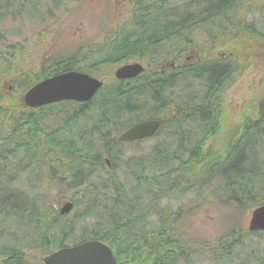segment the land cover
Instances as JSON below:
<instances>
[{"label":"trees","instance_id":"1","mask_svg":"<svg viewBox=\"0 0 264 264\" xmlns=\"http://www.w3.org/2000/svg\"><path fill=\"white\" fill-rule=\"evenodd\" d=\"M64 1L0 0V19L15 21L33 17V25L45 24L46 17H52ZM132 1V25L136 27L129 33L110 39L101 59L92 65L118 64L145 57L153 66L163 58L185 59L192 50L198 51L200 63L181 66L169 75L146 73L136 80L106 83L91 99L76 108L68 106L78 103L63 101L55 106L28 109L20 106L22 93L46 76L79 70L75 65L81 60V53L64 58L59 56L49 64L42 60L40 62L44 61V64L37 70L22 72L20 44L0 48V60L5 59L3 67H0V125L12 127V135H0V237L5 230L12 232L5 241L0 238V264H42L39 258L44 254L86 239L108 243L106 222L112 217L114 220L121 215L142 214L143 206L141 194L131 195L128 184L124 189L126 180L105 172V158L111 164L116 158L113 135L144 118L160 117L165 122L163 114L173 121L218 120L222 114V88L233 82L241 70L242 54L247 55L250 62L255 59V53L264 54V21L261 24L246 22L238 7L240 0H181L175 5H169V0H161L163 4L158 5L156 0L145 6L147 0ZM260 2L264 11V0ZM223 22L227 27L222 26ZM202 31L212 38L211 41L219 42L225 50V59L214 57L196 41L192 34L199 35ZM227 33H231V40L225 38ZM16 60L18 64H14ZM151 71L152 67L148 72ZM12 76L14 85L11 90L5 89L4 80ZM172 87L176 89L174 96L167 91ZM167 108L173 111H166ZM80 118L87 125L73 132ZM65 126L72 130L73 135L60 139L59 134L65 132ZM203 129L200 127L198 137L197 133H193L192 138L178 137L175 149L165 156L164 163H172V168L159 172V175H167L164 178L166 182L160 183L159 187L179 193L180 185L186 189L193 186L194 191H200L215 182L213 191L209 192L215 194L219 204L234 209L227 214L228 235H222L217 246L206 248L202 242L197 246L200 242L194 241L192 245L193 240L182 238L183 229L179 227L168 233L171 240L162 237L160 249H152L151 253L137 255L114 251L119 264H126L130 258H133L132 264H194V257L199 253L214 264H220L228 257L233 261L232 257L237 255L234 249L243 245L244 236L261 234L250 233L237 225L242 209H252L264 203V194L261 195L264 184L258 182L259 175L264 173V156L259 160V156L264 155V85L240 119L235 139H230L224 149L215 150L213 142L207 143L205 136L209 132L206 128L201 132ZM92 135L96 136L95 141H92ZM11 140L12 151L21 152L17 158L19 170L12 174V182L23 170L28 178L36 177L27 190V196L25 190L15 189L14 193L2 187L1 179L9 177L1 165L4 162L2 153L9 151ZM27 152L32 154H25ZM155 155L140 158L135 166L128 163L126 169L120 170L138 183L137 188L141 183L152 184L154 175L147 177L145 165L150 161L158 164ZM90 167L96 172V183L94 188L85 187L80 193L82 208L68 215L60 214L50 202L53 197L61 198L56 188L63 185L73 188L88 181ZM46 178L53 192L41 188ZM109 190H112L111 194ZM88 217L96 224L86 231L88 236L77 235L79 220ZM179 225L180 220L177 221ZM167 226L168 223L162 220V228ZM160 231L165 236L164 230ZM128 236H118L120 248L126 247L133 239V233ZM11 239L12 245H7ZM252 250L254 248H249L248 252ZM251 257L253 261L249 264H264V255L258 257L254 252Z\"/></svg>","mask_w":264,"mask_h":264},{"label":"rangeland","instance_id":"2","mask_svg":"<svg viewBox=\"0 0 264 264\" xmlns=\"http://www.w3.org/2000/svg\"><path fill=\"white\" fill-rule=\"evenodd\" d=\"M153 1L156 0H147L144 2L143 6ZM157 1L158 5L163 4V2H160L161 0ZM180 1L181 0H169V5L178 4ZM238 7L243 13V19L246 22L255 21L256 24H261L264 21V11L260 0H240ZM132 12L133 7L128 3V0H65L63 6L56 10L52 17H46L45 24L33 25L35 22L33 17L22 18L15 21L0 19V36L2 39L0 48H8L10 44H20L18 46V51L22 54L20 57L22 72H25L27 69L37 70L39 66L44 64L43 62L45 60L49 64L55 61V58L57 60L59 56L64 58L81 53L82 59L75 65V68L91 70L96 72L95 74L97 76H103L108 70H112L116 64L107 66H102V64L99 63L97 65L92 64H95L98 59H101L105 45L110 39H114L117 35L122 33H129L136 27L132 25ZM222 26L227 27V24L224 23ZM203 32L204 31L200 33L197 32L199 35L194 33L192 35L196 37L197 40H195L197 42L203 44V48L206 51H210L211 54L213 52L214 55L218 49H221V46H219V42L211 41L212 38L205 36L206 33ZM225 38L231 40V33H227ZM193 51L194 50H192V52ZM253 56L255 59L250 62L248 56L242 54L240 59L241 70L238 71L233 82L222 88V114L220 117L223 120V125L220 127V131L213 143L215 150H222L227 146L232 135L236 132V128L240 123V119L246 112V108L251 104L253 98L259 95L264 85V54L257 52ZM170 58L171 57L163 58L154 64L155 66L153 65V67L155 69L160 68L164 64H167ZM4 60H0V67H3ZM42 60L44 61L41 63L40 61ZM145 60L147 59L145 58ZM14 64H18V61L16 60ZM186 80L190 81V79ZM13 82V76L8 77L4 80V88L8 89L7 86L11 85ZM109 82L111 81L108 80L107 83ZM167 91L172 96L176 93V89L173 87ZM68 107L76 108L72 104ZM169 110L173 111L171 108L166 109V111ZM163 117L165 120L168 119L166 114H163ZM83 118L76 121L77 127L73 132L87 125ZM174 124L175 123L171 121H165L160 132L151 138L134 143L124 142L117 144L115 146V154L119 151L121 153V157L119 158L127 161V164H134L133 166L141 161L140 158L157 154L155 157L159 164H153V161H150L149 164L145 165L148 173L147 177H152L154 173L157 174V172L159 175L161 171H169V169L172 168V163L168 165L165 164L167 162L164 163L165 156L175 149L178 137H181L175 134ZM181 124H184V122ZM74 127L75 125L72 126V128ZM181 130H186V127H182ZM73 132L69 127H66L65 132H60L59 138L68 139L73 135ZM5 134L7 135L8 133H6V131L0 133L2 136ZM65 135L67 137H65ZM95 137L96 136L91 138L92 141H95ZM61 144L64 145V143ZM263 156L264 155L259 156V160ZM31 166L32 163L29 164V168ZM18 170L19 166L12 167V174ZM105 172L110 174L109 170ZM262 172H264V169ZM114 176L126 180L129 186L128 188H130L129 193L132 191V193H130L131 195L141 194V191H138L137 188L138 183H135L134 179L132 180L128 173L124 174L122 170H118ZM163 176L159 175V181H156L158 185L155 188L156 191L163 189L159 187V184L161 183L162 185L166 182L164 178H166L167 175ZM35 179L36 177L34 175L28 178L24 170L20 171L12 182V192L15 193V189L25 190L27 196V190L31 188V182ZM91 179L96 181V172H93ZM47 180L48 178L43 179L40 186L47 190L50 189L51 192H53ZM258 182H260V185L264 184V173L259 175ZM214 183H212L210 187L203 188L200 191H194L193 186L191 188L187 187V189H190L180 192L179 195L166 194L167 196L165 195L163 197L164 199L161 200V207L167 205L177 206L184 202V200L187 201V204L190 206L188 207L189 216L187 215V218L181 222L182 227H187V232L182 234L181 237L186 240H193L192 245H194L193 242L196 241L198 243L200 242L197 246H200L201 242L206 243L204 245L205 247L217 246L220 237L222 235H224V237L228 235L230 225L227 224V214H231L234 209L230 210L228 207L219 204L215 198V194L209 192V190L213 191ZM188 185H191V183H188L187 186ZM185 188L181 186V189ZM76 190L77 188H67L66 185H63L56 188V193L61 197H70L76 193ZM108 192L111 194L112 190ZM263 194L264 190L261 192V195ZM58 199L59 197H53L50 199V202L55 205L59 201ZM80 199L77 202V209L82 208ZM250 210L251 209H242L240 212L241 215L238 216L239 224L237 227L239 226L243 229L247 228ZM161 215H165L164 211L161 212ZM91 222L95 224V220L89 217L79 220L77 235L83 234L82 236H88V234L86 235V231L89 230ZM7 236H11L9 229L5 230L3 236L0 238L2 239L3 237V240H5ZM249 248H254V250L248 252ZM234 252L237 253V255L232 257L233 261H230L228 257L222 264H228V262L231 264H236L238 262L249 264L253 261L251 256L254 252L257 253L258 257L263 256L264 232L257 236H244L243 245L235 247ZM194 264H213V262L209 258H204L202 254L199 253L195 255Z\"/></svg>","mask_w":264,"mask_h":264},{"label":"flooded vegetation","instance_id":"3","mask_svg":"<svg viewBox=\"0 0 264 264\" xmlns=\"http://www.w3.org/2000/svg\"><path fill=\"white\" fill-rule=\"evenodd\" d=\"M128 3H130L131 6H133V1L128 0ZM221 59H224L226 56L222 53H220ZM143 57H136L134 59H130L129 61H138V62H144ZM189 58V59H188ZM187 60L190 61V64L194 63L195 60L191 57H188ZM175 61L167 62L166 66L161 67V70L159 69L158 71H153L151 72L152 75L157 76V74H162L166 75L170 72H175L176 66H178ZM168 72V73H167ZM92 75H95V73H91ZM146 74L143 73L142 75H139L131 80H136L137 78H140ZM100 77V76H97ZM105 77V76H104ZM130 81V80H126ZM84 103V102H83ZM23 105V104H22ZM20 105V106H22ZM24 106V105H23ZM46 106V105H44ZM47 106H55L54 104L52 105H47ZM73 106H82V103L78 104H73ZM43 107V106H40ZM183 122V121H180ZM188 121H184V123H187ZM222 122L223 120L218 119V120H207V119H193L190 121L188 124V127L186 130H180L177 132H183L185 135H180L185 138H192L193 133L199 134L200 127L204 128L201 132H204L205 128L206 131L209 132L208 136H205V141L206 142H214L219 131L220 127H222ZM4 127H0V133L6 131V133H9L12 135V127L11 126H6L2 125ZM161 128V127H160ZM218 128V129H215ZM5 129V130H4ZM237 132V128H236ZM236 132L232 135L231 139H235L236 137ZM197 136V135H196ZM91 138H94V135L90 136ZM128 142H137V140L134 141H128ZM118 144L120 142H117ZM116 143V144H117ZM115 146V145H114ZM9 151H4L2 153L3 155V170L5 171V174L9 175V177H5L2 180L3 186L5 188H8L12 190V167H16L19 164V161L17 160L18 155L21 154V152H16L12 151V140L8 144ZM113 152H116V148L113 149ZM27 155L32 154V152H27L25 153ZM116 158L113 161L114 164L109 165L108 170L110 173H116L120 169H126L127 166V161L120 159L121 153L118 151L115 154ZM2 157L0 156V160ZM1 163V161H0ZM32 163V162H31ZM15 169V168H14ZM94 172V168L90 167L89 170V177L88 181L83 182L79 185H77V190L76 193L74 194L75 199L78 200L80 197V190L81 187H92L95 185V181L91 179V174ZM156 181H159V175H154L153 176V183L152 184H147V183H141L138 186V190L141 191V196L143 198V206H142V214L138 215H132V216H123L121 215L120 217L117 216V219L113 220V217L111 218L110 221L106 222V229H107V240H108V245L110 247H114L115 252H121L122 254H132V253H151L152 249L153 250H159L161 247V238L164 237L165 239L171 240L170 235H168L169 232H173L177 228H182L183 233L187 232V227H182L181 222L185 218H187V215L189 216V208L187 201L185 200L184 202L180 203L177 205V209L175 211H172L171 209L168 208L164 213L165 215H161V196H162V189L161 190H155V188L158 186L156 184ZM124 189L126 188V184H123ZM80 189V190H79ZM181 191V189H180ZM168 192L165 190V193ZM163 193V194H165ZM68 199H71L68 197ZM66 200V198H62L60 201ZM170 210V211H169ZM170 212V214L168 213ZM174 213V214H172ZM111 217V215H110ZM118 220V221H116ZM162 220H165L168 223L167 227L162 228ZM180 220V225L177 226V221ZM164 230L165 236L161 235L160 230ZM113 230V231H111ZM129 233H133L132 240L129 241L126 247L120 248L119 247V238L118 236H122V238H128ZM181 234V235H182ZM186 240V239H185ZM136 255V256H137ZM127 260V257L125 258V262ZM133 263V258L126 263V264H132ZM136 264V262L134 263Z\"/></svg>","mask_w":264,"mask_h":264},{"label":"water","instance_id":"4","mask_svg":"<svg viewBox=\"0 0 264 264\" xmlns=\"http://www.w3.org/2000/svg\"><path fill=\"white\" fill-rule=\"evenodd\" d=\"M143 71L139 63L120 66L114 72L117 78L134 77ZM102 82L95 77L78 71H65L46 77L32 85L23 95V101L32 107L62 100L87 101L101 87ZM160 125L157 118L140 121L119 136V141L135 140L153 135ZM72 206L64 203L61 213H66ZM248 229L250 231L264 230V204L252 210ZM44 264H117L111 250L97 240L63 247L42 258Z\"/></svg>","mask_w":264,"mask_h":264}]
</instances>
